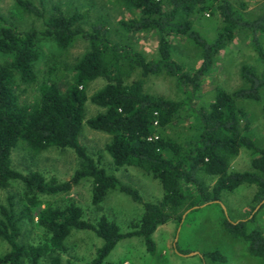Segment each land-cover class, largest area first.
<instances>
[{"label":"trees","instance_id":"obj_1","mask_svg":"<svg viewBox=\"0 0 264 264\" xmlns=\"http://www.w3.org/2000/svg\"><path fill=\"white\" fill-rule=\"evenodd\" d=\"M137 10L136 18L122 19L119 27L128 32L156 31L160 34L158 58L148 59L131 46L114 43L109 29L100 20L91 30L79 23L88 17L86 12L65 14L57 7L46 18V28L20 31L8 23L0 26V52L10 60L0 65V190L14 181L26 187L28 208L38 206L39 195L60 194L71 191L84 178L93 180L92 202L98 208L111 190L130 195L143 205L144 213L138 228L122 232L120 226L102 215L97 222L84 218L83 209L76 203L65 207L47 206L38 216L39 224L49 238L43 244L26 245L18 240L20 217H17L13 196L8 205L1 206L0 237L10 244V251L0 256V264H62L60 252L74 229L92 230L103 239L93 264H104L117 244L128 237H142L150 252L155 253L153 237L160 225L170 220H182L185 210L210 201L220 200L224 191L239 186L255 185L253 202L264 206V145L252 135V125L241 105L244 101H261L264 94V69L243 64L241 77L244 85L234 91L217 87L215 99L208 106L193 107L198 133L188 146L158 130L170 125L181 109L195 103L202 86L203 76L213 67L215 55L236 36L238 30H249L253 45L264 59V13L256 19L247 18L243 8L229 0H120ZM20 13L45 17L44 9L31 0H17ZM264 6V5H263ZM215 9L222 26L214 41H209L185 19L197 11ZM0 18V24L5 23ZM90 43L89 50L75 65V80L65 91L54 83L43 82L40 97L32 107L20 101L21 84L38 81L37 66L41 60L38 36L52 38L60 48L68 47L76 35ZM184 35L197 44L202 52V63L195 70L186 69L172 55L170 36ZM139 70L140 76L133 78ZM166 73L176 79L183 92L181 100L154 95L146 90L151 75ZM97 78L106 84L90 100L104 108L103 112L85 119V106L89 97L85 87ZM108 132L112 140L106 145L114 164L120 168L135 166L159 179L164 195L158 202L145 201L137 188L122 182L88 153L81 143L84 124ZM24 141L37 154L51 146L73 149L80 159V167L66 181H48L39 171L25 174L13 166L12 151ZM246 148L252 155V170H232V162ZM216 177L211 186L201 175ZM253 213V212H252ZM256 212L253 214V218ZM247 220L231 221L224 218L226 230L247 243V252L264 263V232L260 227L250 229ZM205 257L226 261L219 250L207 252ZM68 264H80L69 261ZM106 264H114L107 262Z\"/></svg>","mask_w":264,"mask_h":264},{"label":"rangeland","instance_id":"obj_2","mask_svg":"<svg viewBox=\"0 0 264 264\" xmlns=\"http://www.w3.org/2000/svg\"><path fill=\"white\" fill-rule=\"evenodd\" d=\"M17 0H0V18L5 23L14 24L20 31L36 28L43 31L46 28V18L57 11V7L65 14L86 12L88 17L79 25L85 30H91L93 24L103 20L109 29L110 39L119 45H127L141 52L148 59L158 58V43L160 34L156 31L128 32L119 27L122 19L139 16L134 10L120 0H31L42 9L45 17L22 12L17 8ZM242 8L244 15L250 19L259 18L264 13V0H229ZM185 19H191L193 26L209 41H214L222 26V19L215 9L197 11ZM262 41L264 44V33ZM173 58L186 69L195 70L202 63L200 47L184 35L173 34ZM38 48L41 60L37 66L38 81L33 84H21L19 88L20 101L24 106L32 107L40 97V86L43 82L54 83L61 91H65L74 83V67L89 50L88 39L78 34L66 48H60L55 41L43 35L38 36ZM10 56L0 52V65L9 61ZM249 64L259 71L264 69L262 59L253 45V37L249 30H238L236 36L224 49L215 55L213 67L203 76L202 86L195 103L184 106L174 121L158 132L164 137H170L188 146L198 133L193 107L208 106L215 99L217 87L227 91L244 85L241 77V67ZM140 76L139 70L133 78ZM146 90L157 96L181 100L183 92L178 88L176 79L162 72L151 75L146 80ZM106 84L104 78L91 81L86 87L89 100L85 106V119L93 117L104 108L94 104L90 97ZM241 105L251 121L253 138L264 145V94L261 101H244ZM81 143L88 153L104 167L109 174L116 175L125 184L137 188L145 201L158 202L164 195V189L159 179L145 170L135 166L118 168L106 150V145L112 140L108 132L93 129L84 124L80 135ZM14 168L28 174L41 172L48 181L70 179L80 167V159L71 148L51 146L37 154L33 153L29 144L20 141L12 151ZM232 170H252V155L242 148L232 162ZM209 185H213L216 177L201 175ZM93 180L84 178L73 186L71 191L60 194L39 195V205L28 208L26 187L21 181H14L7 188L0 190L1 206L8 205V199L13 196L15 212L20 217L21 229L18 240L26 245L43 244L49 234L39 224L40 211L47 207H65L76 203L83 209V216L90 222H97L102 215L116 222L122 232L134 231L138 228L144 213L143 205L133 200L127 193L111 190L101 203L100 208L92 202ZM256 192L255 185L244 184L232 191H224L219 201H210L184 211L182 220L173 219L160 225L153 237L156 251L152 253L142 237L133 236L121 240L105 260L114 264H264L263 261L247 252V243L232 236L225 228L224 218L233 222L253 218L257 205L253 202ZM253 212V213H252ZM250 220L249 228L260 227L264 232V206L256 211L254 219ZM103 239L92 230L74 229L66 241V249L59 254L62 264L73 261L80 264H93L97 250L102 246ZM11 249L10 244L0 237V256ZM219 250L226 256V261H215L204 256L205 253ZM195 252V255L190 253ZM184 254V255H183ZM50 262L49 257L40 264ZM24 264H30L25 258Z\"/></svg>","mask_w":264,"mask_h":264},{"label":"water","instance_id":"obj_3","mask_svg":"<svg viewBox=\"0 0 264 264\" xmlns=\"http://www.w3.org/2000/svg\"><path fill=\"white\" fill-rule=\"evenodd\" d=\"M216 201H219L220 202V200H216ZM261 204L262 203H260L257 207H256V209H255V211H254V213L260 208V206H261ZM197 206H195L194 208H196ZM253 213V214H254ZM185 217V215H183V218ZM196 253L195 252H192V253H190V255H195ZM184 255V254H183Z\"/></svg>","mask_w":264,"mask_h":264},{"label":"built area","instance_id":"obj_4","mask_svg":"<svg viewBox=\"0 0 264 264\" xmlns=\"http://www.w3.org/2000/svg\"><path fill=\"white\" fill-rule=\"evenodd\" d=\"M159 1H161V0H159Z\"/></svg>","mask_w":264,"mask_h":264}]
</instances>
